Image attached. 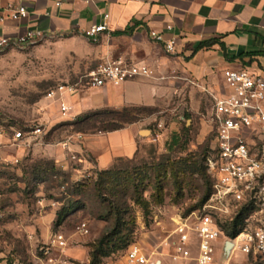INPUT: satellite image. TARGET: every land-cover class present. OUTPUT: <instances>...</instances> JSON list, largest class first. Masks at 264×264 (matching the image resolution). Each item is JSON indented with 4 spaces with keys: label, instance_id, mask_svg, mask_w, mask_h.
<instances>
[{
    "label": "rangeland",
    "instance_id": "374dc122",
    "mask_svg": "<svg viewBox=\"0 0 264 264\" xmlns=\"http://www.w3.org/2000/svg\"><path fill=\"white\" fill-rule=\"evenodd\" d=\"M140 46L133 39L54 38L0 50V137L10 139L0 142V264H90L119 216L123 234L109 242L100 264H123L132 245L157 264H196L175 259L172 244L176 221L192 220L210 189V89L221 79L202 81L183 65L152 63ZM107 54L150 65L154 76L145 79L157 90L151 105L136 106L135 124L150 131L146 141L133 158L117 159L109 169L117 174L100 184L96 157L82 142L100 132L76 131L72 123L86 114L64 116L59 96L49 95L60 86L84 89L85 76ZM38 126L42 133L29 137ZM16 132L24 140L14 141ZM251 216L252 224L264 225V208ZM83 223L87 233L79 230ZM55 234L66 238L64 249L51 246Z\"/></svg>",
    "mask_w": 264,
    "mask_h": 264
},
{
    "label": "crops",
    "instance_id": "0c3cea01",
    "mask_svg": "<svg viewBox=\"0 0 264 264\" xmlns=\"http://www.w3.org/2000/svg\"><path fill=\"white\" fill-rule=\"evenodd\" d=\"M11 3L24 4L28 18L11 19L6 10ZM1 17L0 38L13 39L28 29H39L45 40L89 43L86 31L105 24L107 30L98 41L133 39L149 50L152 63L183 65L190 77L202 81L221 79L210 89L212 95L224 91L223 72L227 69H246L264 78V0H0ZM152 32L162 35L164 42L154 41ZM209 40L215 43L195 52ZM170 41L175 42L173 54L165 49ZM107 59L115 58L107 54L101 62ZM145 78L120 86L76 89L60 95L57 102L70 105L73 111L69 116L74 118L99 110L148 106L155 100L157 88ZM141 131L132 124L110 133L83 135V148L96 157V168L107 170L117 159H131L138 153L146 141ZM9 141L1 135L0 142Z\"/></svg>",
    "mask_w": 264,
    "mask_h": 264
},
{
    "label": "built area",
    "instance_id": "2783aa9c",
    "mask_svg": "<svg viewBox=\"0 0 264 264\" xmlns=\"http://www.w3.org/2000/svg\"><path fill=\"white\" fill-rule=\"evenodd\" d=\"M6 10L13 20L28 18L27 8L22 3H11ZM0 21H4V17ZM106 30L105 24L94 25L86 31V36L96 43ZM151 37L158 43L164 42V37L156 32H152ZM45 39L43 31L28 29L15 39L0 38V50L27 47ZM165 49L168 53H175V42H166ZM153 76L154 70L147 65L130 63L123 58L107 59L85 76L84 85L89 89H99ZM223 80L224 91L212 95L214 143L207 161L213 183L212 194L203 208L194 213L192 220L190 216L176 221L173 257L192 260L196 264H257L264 262V225L252 224L250 216L242 232L234 239L225 235L223 225L232 222L244 206L253 204L264 208V78L246 69H227L223 72ZM75 90L60 86L49 96H60ZM60 108L64 116L73 111L65 103H61ZM41 133L42 127L38 126L31 129L28 136H39ZM13 140H24L22 132H16ZM79 230L87 233V224H81ZM230 242L233 248L227 257L225 249ZM51 246L64 249L66 238L55 234ZM239 256L243 257L242 261H236ZM123 264L157 262L139 245H132L124 256Z\"/></svg>",
    "mask_w": 264,
    "mask_h": 264
},
{
    "label": "trees",
    "instance_id": "16d2710c",
    "mask_svg": "<svg viewBox=\"0 0 264 264\" xmlns=\"http://www.w3.org/2000/svg\"><path fill=\"white\" fill-rule=\"evenodd\" d=\"M215 43L214 40H209L202 42L198 47H196L195 52L203 48L211 47ZM140 111V108L136 106L126 107L122 110H99L89 114H86L72 123L76 128V131L80 133H89V132H100V133H110L118 130H122L132 124L137 123V114ZM208 161V157L206 159ZM208 172V167H207ZM116 171L102 170L100 171V178L98 183L104 184L107 177L116 175ZM210 179V189L201 205V208L206 204L209 197L212 194V179ZM98 191L101 195L102 189L98 187ZM255 205L244 206L234 218L232 222L227 223V226L223 225L225 235L234 239L236 238L243 230L246 224V220L251 216L256 209ZM120 212V211H119ZM119 214V213H118ZM121 215V213H120ZM124 220L119 216L116 219L114 229L107 235L104 236L100 241L98 246L95 248V251L92 254V259L90 264H100V258L107 255L106 246L109 245V242L113 241L116 238H120L124 231L125 223ZM130 247V246H129ZM257 264H264V262H259Z\"/></svg>",
    "mask_w": 264,
    "mask_h": 264
},
{
    "label": "water",
    "instance_id": "95a60500",
    "mask_svg": "<svg viewBox=\"0 0 264 264\" xmlns=\"http://www.w3.org/2000/svg\"><path fill=\"white\" fill-rule=\"evenodd\" d=\"M148 134H150L149 130L141 131V135L142 136H145V135H148ZM232 248H233V244L231 242L226 245L225 253H226L227 257L230 255V253L232 251Z\"/></svg>",
    "mask_w": 264,
    "mask_h": 264
}]
</instances>
